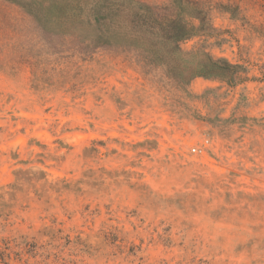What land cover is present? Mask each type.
Returning <instances> with one entry per match:
<instances>
[{"label": "rangeland", "instance_id": "374dc122", "mask_svg": "<svg viewBox=\"0 0 264 264\" xmlns=\"http://www.w3.org/2000/svg\"><path fill=\"white\" fill-rule=\"evenodd\" d=\"M92 1L0 0V264H264V0H135L237 85L93 47Z\"/></svg>", "mask_w": 264, "mask_h": 264}, {"label": "trees", "instance_id": "16d2710c", "mask_svg": "<svg viewBox=\"0 0 264 264\" xmlns=\"http://www.w3.org/2000/svg\"><path fill=\"white\" fill-rule=\"evenodd\" d=\"M128 1L130 4L122 9L111 7L108 0L92 1L88 19L81 25L89 28L93 47L127 46L154 57L167 56L173 62L165 65L173 75L176 69H181V74L174 77L185 85L197 78L224 80L230 85L247 81L240 66L205 54L183 53L180 44L195 35V28L180 18L160 17L146 4ZM77 7L82 9L80 5ZM109 25L113 27L110 33Z\"/></svg>", "mask_w": 264, "mask_h": 264}, {"label": "built area", "instance_id": "2783aa9c", "mask_svg": "<svg viewBox=\"0 0 264 264\" xmlns=\"http://www.w3.org/2000/svg\"><path fill=\"white\" fill-rule=\"evenodd\" d=\"M194 151H196V150H194Z\"/></svg>", "mask_w": 264, "mask_h": 264}]
</instances>
